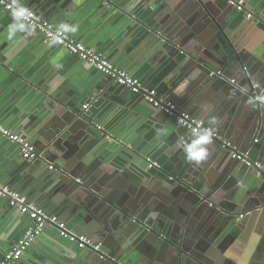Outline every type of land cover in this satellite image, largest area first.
I'll return each instance as SVG.
<instances>
[{
  "label": "water",
  "instance_id": "95a60500",
  "mask_svg": "<svg viewBox=\"0 0 264 264\" xmlns=\"http://www.w3.org/2000/svg\"><path fill=\"white\" fill-rule=\"evenodd\" d=\"M20 1L40 13L49 6L55 11L65 4V0ZM108 1L113 5L110 9L116 10L111 23L129 33L127 37L136 36L137 40L154 44L153 47L161 46L173 58L170 65L173 74L168 83L148 84L158 98L174 101L179 108L204 122L212 117L216 106L222 114L233 112L230 127L222 130L224 135L240 151L250 147L260 150L253 140L258 136L264 141V0L253 6L246 4L247 0H233L242 1L243 12L231 6L230 0H151L136 6L132 4L135 0ZM185 3L191 10L187 13L180 7ZM2 13L3 20L13 22L8 26L14 29L11 36L22 32L36 38L39 32L34 27ZM238 13L242 14V20L236 19ZM248 13L252 14L251 18H247ZM43 17L49 20L50 11ZM41 38L43 41L42 35ZM45 45L62 48L53 43ZM12 52L0 53V72L11 69ZM77 58L70 54L80 70L88 72L85 97L92 107L119 99L132 108L137 98L144 101L126 88L113 85L107 76L84 61H76ZM217 71L222 72L221 77L211 75ZM64 72L60 70L67 78ZM20 76L37 82L39 90H43V100L54 111L50 131L39 133L36 141L44 149L38 161L55 165L52 169L48 167V173L41 169L21 171L23 174L19 171L20 183L28 181L31 192L42 189V185L48 190L54 188L58 197L64 199L63 217L77 233L101 244V250L96 252L82 250L67 239L54 238L51 247L43 251L42 262L227 264L228 260L229 264H264V175L257 177L254 169L233 160L230 152L220 147V141L210 142L200 134H182L178 156L181 157L173 161L175 168L171 169L159 158H149L148 152L144 154L135 142L131 144L120 129L98 124L92 113L77 114L73 91L66 90L67 81L48 89L38 79L32 80L24 73ZM10 79L17 81L18 78ZM144 103L150 110L149 117L159 120L160 124L180 127L172 117ZM198 138H205L200 142L201 149L194 145ZM0 139L8 143L1 135ZM67 143L71 145L69 150L65 148ZM87 145L97 153L88 154L79 165L78 173L72 172L70 165L74 160L71 158L79 155L80 159L84 155L80 150L87 152L90 148ZM201 150L206 155L199 161L188 158L189 153ZM147 158L157 167H149L148 162L142 166V160ZM130 168L137 169L140 179L128 174ZM0 200L8 205L6 200ZM11 209L13 213L9 216L20 214ZM91 219L97 225L90 226ZM254 236L256 246L251 244L252 251L248 250L242 261L230 255L229 251L233 250L229 246L235 238L253 241ZM62 241L68 242L69 250L62 249L68 246ZM12 247L4 251L0 261ZM20 260L15 264L23 263L24 259Z\"/></svg>",
  "mask_w": 264,
  "mask_h": 264
},
{
  "label": "crops",
  "instance_id": "0c3cea01",
  "mask_svg": "<svg viewBox=\"0 0 264 264\" xmlns=\"http://www.w3.org/2000/svg\"><path fill=\"white\" fill-rule=\"evenodd\" d=\"M150 1L151 0H135L132 4L136 6L137 4L140 5L141 2L147 4ZM247 1L246 4L253 6L254 3L258 5L262 0ZM18 2L21 6L26 7L25 3L22 1L18 0ZM112 6V2L108 0H103V3L100 0H65V4L58 10L53 11L52 6L43 10L42 13L44 16L50 11L49 20L44 19L42 13L34 11L45 21L56 28L66 31L72 38L92 49L94 52H99L98 54L100 55H106V58L116 67L119 68L120 66H124L122 67L123 69H119L125 71L132 77L138 78L143 85L148 86L150 83L156 85L158 82L164 85L167 84L171 74H173V71L170 70L173 58L167 56L159 45L153 47L152 45L154 44L145 39L137 40L136 36L127 37L129 33L125 32V30L120 28L117 24L110 22L113 21V14L116 12L115 9H110ZM180 7L184 13L191 11L187 3ZM2 11H0V53L4 54L11 50L13 52L12 57L9 59L11 69H4L0 72V125L7 130H11L16 134L26 137L32 144L34 143L33 146L37 149L39 154L42 153L44 149L39 147L36 139L39 138V133H47L50 131V121L53 119L52 115L54 111L47 102L43 100V90H39L38 84H36L37 82L27 81L24 77L20 76V73L28 75L32 80L38 79L42 81L43 86L48 89L60 85L62 81H64L63 84H65V81H67L66 90L73 91L72 96L75 101L74 108L77 114L86 112L92 113V116L99 121L98 124L112 125L114 128L120 129L123 136L125 134L130 138L131 144L135 142L140 150L144 151V154L148 152L149 158H159L158 160L162 162L165 167L171 169L175 168L174 163L176 162L173 161H178L181 157L178 156L179 149L182 145V134L193 135L191 132L189 134L186 129L178 126L176 128L173 124L170 126L169 124H160L159 120L149 117L147 115L148 112L150 113L148 106L139 98L136 100L137 104H133L134 107L132 108L124 105V103L117 98H115L117 99L115 101L107 100L99 106L92 107V103L88 102L89 100L85 97V90L88 85V72L81 71L77 62L70 59V54L64 49L49 45L46 46L39 33L35 39H32L30 36H25L22 32L17 33L15 37L11 36L12 30L14 31V29L8 26L10 22H13L9 19L6 21L3 20L2 18L5 16ZM242 17L241 13L236 15V19L242 20ZM2 22L4 24H2ZM8 29L10 30L9 32ZM78 60L77 58L76 61ZM63 69L66 70L64 75L67 74V78L69 77L70 80L62 76L63 74H60V70ZM175 69L176 68H174V70ZM8 72H12L13 75H8ZM14 76L18 78L15 79L17 81H12L10 79ZM157 78H160L159 81H157ZM20 81L22 83H20ZM163 100L172 102L179 107L174 101H169L167 99ZM85 105L88 106L87 110L82 109ZM213 107L212 105L209 108L212 109ZM218 107L219 106L214 107V114L205 122L203 121L204 119H199V117L196 116L194 117L204 122L214 132H217L220 138L233 144L229 136L226 134L224 135V131L230 127L229 124L234 113L226 111L222 114ZM204 140L205 138H198L194 145L201 149L203 143L200 142ZM254 140H257L255 145H259L260 150H255L253 147H250V158L259 161L264 166V141L258 136H256ZM65 148L69 150L71 145L67 143ZM86 151L87 152H83L80 150V152L84 153L80 159L79 155H74L71 158L74 160L70 165V170L72 172L78 173L80 170L79 165L82 164V160H85L84 158H86L88 154L97 153L96 149L92 146L86 149ZM147 159L142 160V166L145 167ZM38 160L41 159L32 162L24 161L16 145L0 139V181L12 190L25 196L30 204L43 209L49 215L58 217L62 222L67 224L69 229L77 233V229L72 227L69 224L70 222L63 217L62 209L64 207V199L58 197L54 188L48 190L42 185V189L36 188L31 192L30 183L28 181L22 180V183H20L21 179L17 176L19 171H24L25 173L28 169L31 171L41 169L44 173H48L50 171L48 167H55L53 162L47 161L44 164L42 161ZM93 161L98 162L96 158H94ZM101 163L102 162L99 161V164ZM147 171L148 170H146V172ZM127 172L132 177L140 179L137 169L130 168L127 169ZM20 174H23V172ZM256 176L260 177L257 174ZM119 179L121 178L119 177ZM18 181L19 183L17 184ZM11 211L13 210L0 200V220H2L0 223V259L4 251L11 248L16 240L21 237L24 230L32 225L29 218L24 215L15 213L9 216L13 213ZM93 220L94 219H91L90 226L93 225V223L97 225ZM77 234L84 235L81 233ZM58 237V233L54 229L49 227L45 228L32 246L21 257L20 261H22V259H24V261L20 264H47L41 261V257L44 258L45 256L43 251L49 249L51 247V242L55 241L54 238ZM253 238V241L248 239L240 241L235 238V240H233L234 243L229 246V248L233 250V252L228 250L230 255L242 261L248 250L252 251L250 249L251 244L254 247L256 246V237L254 236ZM59 239L61 238L59 237ZM91 240L95 242V239ZM107 242V240H104L103 243L107 244ZM62 243L68 245L66 247L62 246V249L65 251L69 250L71 246L68 242L62 241ZM57 247L61 250L60 245H57ZM53 256L54 255H52V258ZM144 256L147 257V255ZM50 264L52 263L50 262ZM227 264H229L228 260Z\"/></svg>",
  "mask_w": 264,
  "mask_h": 264
},
{
  "label": "built area",
  "instance_id": "2783aa9c",
  "mask_svg": "<svg viewBox=\"0 0 264 264\" xmlns=\"http://www.w3.org/2000/svg\"><path fill=\"white\" fill-rule=\"evenodd\" d=\"M229 4L238 12L244 11L241 1L235 2L230 0ZM0 8L9 15L18 18L22 23L34 27L42 35L45 43H53L66 49L69 54L77 56L79 60L90 64L98 72L107 76L113 84L126 88L134 95L141 96L145 102L172 117L177 125L190 130L192 134L205 136L210 142L220 141V147L223 150H228L233 160L241 162L247 168L254 169L258 176L264 175V166L259 161L250 158L249 149L240 151L237 146L231 142L220 138L218 133L214 132L204 122L199 121L186 110L177 107L174 103L158 98L153 88L143 85L138 78L132 77L125 71L119 69L106 57L94 52L81 42L72 38L66 31L56 28L45 21L35 11L21 6L18 0H0ZM251 17L252 14L248 13L247 18ZM211 75L221 77L222 72H213ZM87 108L88 106L85 105L82 109L87 110ZM0 135L8 142L18 146L24 161L32 162L40 158L39 152L26 137L16 134L11 130H7L2 125H0ZM256 142L257 140H254V143ZM147 162L150 164L149 167H157V165L151 163L149 159H147ZM49 168L52 169L53 166ZM0 199L6 200L11 208L16 209L21 215L28 217L32 222V225L24 230L12 249L4 255L0 264L17 263L28 248L41 235L43 230L48 227L54 229L60 238L67 239L70 243L77 244L82 250H92L96 252L101 250L99 243L92 241L84 235L73 232L68 228L67 224L62 222L58 217L49 215L43 209L30 204L25 196L12 190L1 181Z\"/></svg>",
  "mask_w": 264,
  "mask_h": 264
},
{
  "label": "clouds",
  "instance_id": "9594fccd",
  "mask_svg": "<svg viewBox=\"0 0 264 264\" xmlns=\"http://www.w3.org/2000/svg\"><path fill=\"white\" fill-rule=\"evenodd\" d=\"M187 151V149H186ZM206 155V151L205 150H201L200 152L197 153H189L188 158L191 159H195L197 161H199L200 159H202L204 156Z\"/></svg>",
  "mask_w": 264,
  "mask_h": 264
}]
</instances>
